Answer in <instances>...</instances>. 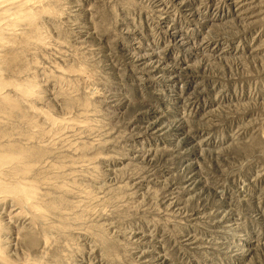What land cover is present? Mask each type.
I'll return each instance as SVG.
<instances>
[{
	"label": "rangeland",
	"instance_id": "rangeland-1",
	"mask_svg": "<svg viewBox=\"0 0 264 264\" xmlns=\"http://www.w3.org/2000/svg\"><path fill=\"white\" fill-rule=\"evenodd\" d=\"M31 7L0 35V145L40 153L0 264H264V0Z\"/></svg>",
	"mask_w": 264,
	"mask_h": 264
},
{
	"label": "bare ground",
	"instance_id": "bare-ground-1",
	"mask_svg": "<svg viewBox=\"0 0 264 264\" xmlns=\"http://www.w3.org/2000/svg\"><path fill=\"white\" fill-rule=\"evenodd\" d=\"M31 2H32V0H0V35H2V33L4 31H6V28H9V27H6L4 22H3L5 19H7V20L8 19L18 20L20 18H28V19L32 18V15H31L32 11L30 12V10L33 9L31 7ZM11 10L13 12H11ZM26 21H28V20H26ZM31 21H32V19H31ZM31 24H32V22H31ZM2 82H4V81H2ZM2 82H0V96H1L0 99L10 101L8 99L7 95H2ZM14 88H15V90L20 91V92H22V90H23L24 94H31V92H32V90L30 88H25V87L20 88L19 86H17V84H16V86H13V90H14ZM28 89H30V90H28ZM12 104H14V103L12 102ZM50 122L52 125L59 123L58 121H55L52 119H50ZM70 122H72V121H70ZM62 125H63V123H62ZM32 128L34 129V125ZM17 145H18L17 143H14V144L13 143L12 144H10V143L4 144L3 143V145H0V193H2V194L8 193L10 195L17 197L18 201L25 202L26 204H28V202H30L31 198L34 197V195H33L34 191H32V189H31L32 187H30L29 184L26 183L27 181L25 179L24 180L26 182L21 180V178H22L21 175L24 174V172L26 173L27 170H29L28 168L30 165V163H28V165H25L23 161H25L27 158H33L31 161H33V160L37 161V158L39 157L40 153L37 150H34V149L31 150V149H25V148L23 149V147H21L20 145H19L20 146L19 147ZM4 175L8 176L5 179H8L9 180L8 182H10V183L2 180L3 179L2 177H4ZM18 175H20L21 178H17V177H19ZM26 204H24V205H26ZM33 204H35V202H33ZM33 204L29 203L30 209L33 208L35 211H37L35 209L36 206ZM37 209H39V208L37 207ZM38 214H39V212H38ZM2 261L4 262L5 259L0 254V262H2Z\"/></svg>",
	"mask_w": 264,
	"mask_h": 264
}]
</instances>
